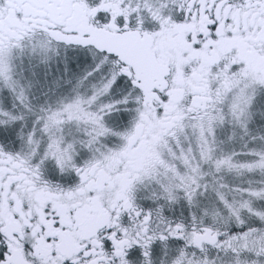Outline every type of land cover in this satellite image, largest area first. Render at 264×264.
Wrapping results in <instances>:
<instances>
[{"label": "snow or ice", "instance_id": "obj_1", "mask_svg": "<svg viewBox=\"0 0 264 264\" xmlns=\"http://www.w3.org/2000/svg\"><path fill=\"white\" fill-rule=\"evenodd\" d=\"M0 264H264V0H0Z\"/></svg>", "mask_w": 264, "mask_h": 264}]
</instances>
